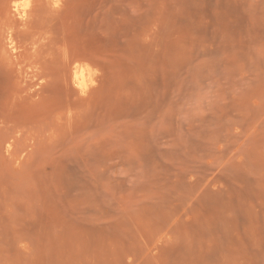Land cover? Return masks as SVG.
<instances>
[{"label": "rangeland", "instance_id": "1", "mask_svg": "<svg viewBox=\"0 0 264 264\" xmlns=\"http://www.w3.org/2000/svg\"><path fill=\"white\" fill-rule=\"evenodd\" d=\"M14 5L0 264H264V0Z\"/></svg>", "mask_w": 264, "mask_h": 264}, {"label": "bare ground", "instance_id": "2", "mask_svg": "<svg viewBox=\"0 0 264 264\" xmlns=\"http://www.w3.org/2000/svg\"><path fill=\"white\" fill-rule=\"evenodd\" d=\"M42 2V4H39L37 6H34V11H32V2L34 3L35 1L34 0H14V8H13V13L15 16H17L19 19H24L26 17H28V15L32 13H38V14H42V12H44L45 8L48 6H50V11H51V7H57L58 6V2L59 0H40ZM40 1L36 0L37 4L40 3ZM44 2V3H43ZM35 4V3H34ZM32 5V6H30ZM59 7V6H58ZM57 7V8H58ZM46 8V9H47ZM49 9V8H48ZM53 9V8H52ZM35 15V14H34ZM39 18V17H38ZM9 38V44L10 46L13 48V44H14V40L12 39V36L10 35ZM15 50V49H14ZM81 67V66H80ZM78 66H75L72 70V80L73 82L81 89V90H85V87L84 85V79H86V77L84 78V72L85 70L84 69H81V71L78 69L80 68ZM79 92V90H78Z\"/></svg>", "mask_w": 264, "mask_h": 264}]
</instances>
